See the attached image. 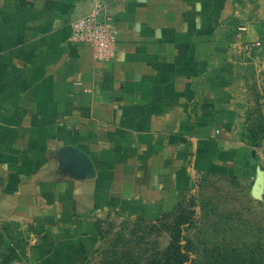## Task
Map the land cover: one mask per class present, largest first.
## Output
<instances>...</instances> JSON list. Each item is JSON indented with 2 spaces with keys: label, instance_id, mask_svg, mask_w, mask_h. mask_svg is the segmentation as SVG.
I'll return each instance as SVG.
<instances>
[{
  "label": "crops",
  "instance_id": "0c3cea01",
  "mask_svg": "<svg viewBox=\"0 0 264 264\" xmlns=\"http://www.w3.org/2000/svg\"><path fill=\"white\" fill-rule=\"evenodd\" d=\"M99 4L118 26L106 62L68 41ZM252 70L264 0H0V227L29 264H79L114 208L158 215L206 175L245 177Z\"/></svg>",
  "mask_w": 264,
  "mask_h": 264
},
{
  "label": "rangeland",
  "instance_id": "374dc122",
  "mask_svg": "<svg viewBox=\"0 0 264 264\" xmlns=\"http://www.w3.org/2000/svg\"><path fill=\"white\" fill-rule=\"evenodd\" d=\"M246 87V128L255 132L242 136L255 151L250 172L206 175L158 215L114 208L98 218L95 245L79 264H264V71L248 72ZM2 229L0 264H29L30 247Z\"/></svg>",
  "mask_w": 264,
  "mask_h": 264
},
{
  "label": "built area",
  "instance_id": "2783aa9c",
  "mask_svg": "<svg viewBox=\"0 0 264 264\" xmlns=\"http://www.w3.org/2000/svg\"><path fill=\"white\" fill-rule=\"evenodd\" d=\"M118 40L117 20L108 6L99 4L91 14L73 20L69 25L68 41L85 44L93 49L98 61L113 59ZM252 46H246L251 51Z\"/></svg>",
  "mask_w": 264,
  "mask_h": 264
},
{
  "label": "water",
  "instance_id": "95a60500",
  "mask_svg": "<svg viewBox=\"0 0 264 264\" xmlns=\"http://www.w3.org/2000/svg\"><path fill=\"white\" fill-rule=\"evenodd\" d=\"M79 158L80 160L78 162V166L80 169L85 172L91 171L93 169L90 159L84 153L80 152Z\"/></svg>",
  "mask_w": 264,
  "mask_h": 264
},
{
  "label": "trees",
  "instance_id": "16d2710c",
  "mask_svg": "<svg viewBox=\"0 0 264 264\" xmlns=\"http://www.w3.org/2000/svg\"><path fill=\"white\" fill-rule=\"evenodd\" d=\"M249 134L252 135V134H255V132L253 130L246 129V132H245V134L243 136L249 135ZM181 207H182V204H180L177 208L179 209ZM163 215H165V214H163ZM100 222H101V220H97L96 221V225L99 224ZM12 246H15V245H12ZM16 246H17V244H16ZM239 260H241V259H239ZM228 264H240V262L237 260V261L229 262Z\"/></svg>",
  "mask_w": 264,
  "mask_h": 264
}]
</instances>
